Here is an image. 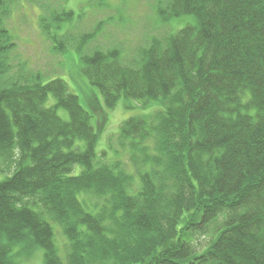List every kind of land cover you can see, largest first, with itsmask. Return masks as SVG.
I'll use <instances>...</instances> for the list:
<instances>
[{
  "label": "trees",
  "instance_id": "16d2710c",
  "mask_svg": "<svg viewBox=\"0 0 264 264\" xmlns=\"http://www.w3.org/2000/svg\"><path fill=\"white\" fill-rule=\"evenodd\" d=\"M158 15L194 23L151 39L138 62L115 49L80 56L108 109L122 97L162 105L118 131L137 189L117 150L99 159L91 115L64 80L0 87V264L36 253L63 264L60 237L67 264H264V0H166ZM196 235L210 240L197 248Z\"/></svg>",
  "mask_w": 264,
  "mask_h": 264
},
{
  "label": "rangeland",
  "instance_id": "374dc122",
  "mask_svg": "<svg viewBox=\"0 0 264 264\" xmlns=\"http://www.w3.org/2000/svg\"><path fill=\"white\" fill-rule=\"evenodd\" d=\"M165 3L166 0H8L9 12L2 23L9 36L0 41V87L17 82L64 80L68 90L78 96L82 107L91 115L98 135L99 159L108 162L119 158L118 167L134 189L139 187L135 164L131 163L127 150L118 146V131L124 120L153 114L162 105L157 100L144 102L122 97L113 109H108L97 89L81 75L80 56L115 49L123 63L138 62L139 52L148 48L151 39H162L194 23L192 16L162 23L158 11ZM62 12H71V15L55 21ZM55 41H64L65 51L57 48ZM86 97L93 101H87ZM53 102L49 98L46 106ZM57 113L67 121L64 109L58 108ZM75 146L82 149V142L76 140ZM115 150L117 158H113ZM8 175L0 170V180ZM194 238L197 248L206 246L210 240L207 235ZM57 240L58 258L67 264L70 247L62 237ZM28 258L25 264H44L40 253Z\"/></svg>",
  "mask_w": 264,
  "mask_h": 264
}]
</instances>
